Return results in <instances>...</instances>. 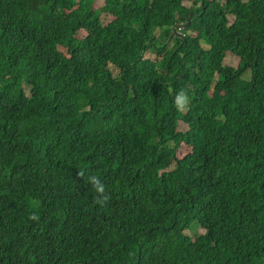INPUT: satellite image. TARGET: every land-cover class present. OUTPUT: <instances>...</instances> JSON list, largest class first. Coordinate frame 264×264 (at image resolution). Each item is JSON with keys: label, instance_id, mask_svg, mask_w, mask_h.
Listing matches in <instances>:
<instances>
[{"label": "trees", "instance_id": "obj_1", "mask_svg": "<svg viewBox=\"0 0 264 264\" xmlns=\"http://www.w3.org/2000/svg\"><path fill=\"white\" fill-rule=\"evenodd\" d=\"M188 1L0 0V264H264V0Z\"/></svg>", "mask_w": 264, "mask_h": 264}, {"label": "rangeland", "instance_id": "obj_2", "mask_svg": "<svg viewBox=\"0 0 264 264\" xmlns=\"http://www.w3.org/2000/svg\"><path fill=\"white\" fill-rule=\"evenodd\" d=\"M214 2H218V3H222L224 0H212ZM193 3H196L197 6L200 5V3L196 2V0H191L188 2H185L184 5L187 7H191L193 5ZM106 7V0H96L95 3V8L98 10H103ZM107 15V13H106ZM233 21V18L230 17V23ZM84 34V31H81L79 36H82ZM146 58L152 59V60H157L158 58L156 57V55L152 54V53H148L146 54ZM240 64L239 58L233 54H231L230 52L226 53V57L224 59V71L223 73L227 74V73H231L233 70H237L238 66ZM112 73L113 75L117 76L118 75V70L116 67L112 66L111 67ZM249 79V73H247L246 75L243 76L242 80L243 81H247ZM181 128L184 129L186 128V124H181ZM188 147V146H187ZM189 148V147H188ZM188 148L185 147H180L179 151L177 152L176 155L174 156H168L167 159L165 160L166 163V171H170L171 169H174V165H175V159H182V157L188 152ZM202 228H198L194 231H192V236L195 238L197 237L199 234L203 233L204 230H201Z\"/></svg>", "mask_w": 264, "mask_h": 264}, {"label": "clouds", "instance_id": "obj_3", "mask_svg": "<svg viewBox=\"0 0 264 264\" xmlns=\"http://www.w3.org/2000/svg\"><path fill=\"white\" fill-rule=\"evenodd\" d=\"M188 25H190V23H188ZM181 28H183V25L180 26ZM175 30L178 32L179 30V25L175 27ZM179 100L183 101L184 103H187L188 101V97L187 94L185 93L184 90H181V93L179 94L178 97ZM81 176L84 175L83 172L80 173ZM88 182H90L96 192V203L104 206L108 203V201L111 199L110 195H108L106 193V186L105 184L95 175H92L90 177H88ZM32 219H39L38 216L33 215ZM190 235L192 236V231L190 232ZM200 235V234H199ZM193 237V236H192ZM194 238V237H193ZM196 238V237H195Z\"/></svg>", "mask_w": 264, "mask_h": 264}, {"label": "water", "instance_id": "obj_4", "mask_svg": "<svg viewBox=\"0 0 264 264\" xmlns=\"http://www.w3.org/2000/svg\"><path fill=\"white\" fill-rule=\"evenodd\" d=\"M175 33L177 34L178 32L175 30Z\"/></svg>", "mask_w": 264, "mask_h": 264}]
</instances>
